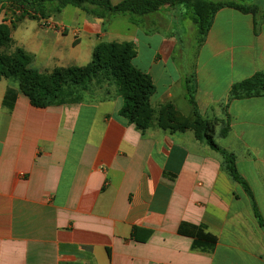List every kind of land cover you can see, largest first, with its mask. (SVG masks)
Wrapping results in <instances>:
<instances>
[{"label":"crops","instance_id":"0c3cea01","mask_svg":"<svg viewBox=\"0 0 264 264\" xmlns=\"http://www.w3.org/2000/svg\"><path fill=\"white\" fill-rule=\"evenodd\" d=\"M185 13L165 7L143 19L145 29L127 20L125 40L108 42L134 45L132 65L154 86L152 108L179 109L175 97L184 98L194 78L197 111L217 121L215 142L234 155L264 222V96L228 97L234 83L264 69V24L254 34L252 15L220 10L185 73L176 49ZM84 19L77 49L40 33L26 51L42 68L85 66L99 39L117 34L112 22L102 31L100 20ZM165 29L177 36L140 49V37ZM186 29L194 34L191 22ZM83 34L96 39L86 51L79 49ZM8 88L16 91L12 107L3 105ZM105 90L96 101L35 108L0 81V264H264V231L222 156L192 131L140 132L117 116L123 100L116 88ZM189 226L212 235L213 248L194 249Z\"/></svg>","mask_w":264,"mask_h":264},{"label":"trees","instance_id":"16d2710c","mask_svg":"<svg viewBox=\"0 0 264 264\" xmlns=\"http://www.w3.org/2000/svg\"><path fill=\"white\" fill-rule=\"evenodd\" d=\"M264 3V0H262ZM0 8L11 9V20L19 23L22 20H47L61 13L67 6L82 11L87 18L101 21L102 31L116 17H126L128 22L145 29L143 19L165 7L183 6L189 10L190 22L194 28V37L199 48L206 39L214 17L222 9H233L241 14H249L254 18V34L258 26L264 24V10L245 0H121L112 4L111 0H0ZM3 40V39H2ZM136 51L129 42H100L93 49L91 61L82 67L69 66L54 68L48 75L36 70L19 67L17 62L30 63L31 54L19 51L12 60L0 56V81L11 79L19 93L24 95L35 108L80 104L86 101L85 93L89 92L91 82L99 86L112 83L123 98V105L117 116L137 130L144 132L156 126L184 133L192 131L195 139L206 144L211 150L218 152L223 158V168L230 178L239 184L251 200L258 225L264 231V222L253 201L251 191L236 169L233 154L221 149L214 140L216 123L201 117L194 100L195 80L193 77L185 82L187 101L192 108V116L181 119L173 105L168 103L155 111L149 103L154 93L150 77L132 65ZM3 57V58H2ZM264 96V69L253 76L234 83L229 91V100H242ZM16 91L8 88L3 105L12 107ZM170 120L177 122L171 125ZM182 120V121H180ZM185 225L181 224L178 232L184 233ZM189 237L193 239L194 249L211 250L216 239L206 233L202 227L189 226Z\"/></svg>","mask_w":264,"mask_h":264},{"label":"rangeland","instance_id":"374dc122","mask_svg":"<svg viewBox=\"0 0 264 264\" xmlns=\"http://www.w3.org/2000/svg\"><path fill=\"white\" fill-rule=\"evenodd\" d=\"M119 1L121 0H111L112 4H117ZM245 3L256 5L264 10V3L262 0H245ZM180 7H183V6H180ZM183 8L185 9L186 13L184 14L183 18L180 20L181 32L179 30V33L181 36V40L177 42L176 49L177 51H181L180 61H181L182 72L187 73L189 70H191L192 64H194L198 47H197V41H196V38L194 37L192 29L190 30V32L186 29L187 25L190 23L189 10L185 7ZM11 13L12 11L9 8H0V56L3 55L6 61L7 59L12 60L19 51L21 52L24 51L25 53L30 54L26 51V48L35 49V46H33L32 44L34 42L33 41L34 36L40 33L49 34V35H45L47 36V39L49 40H51L53 36H57L58 38L60 36V39H62L63 42L68 43L69 50H71V48L77 49L78 44L80 43V37H79V34L81 33L80 24H82L83 18H85L84 19L85 21L89 20L87 19L86 15L83 12L76 9L75 7H66L60 15H54L50 17L48 20H38V21L36 20L35 21V20L25 19L15 24L11 20L13 18L11 17L12 16ZM114 19L115 18L111 20L112 24L111 23L110 24L112 25V30L115 31V33L117 34L116 35L117 39L111 38L109 35H107L106 37L99 39L98 41L99 43L108 42L112 40H116V41L125 40V34H126L125 29L127 26V19L125 17H118V19H115V20ZM90 20H93V19H90ZM55 21L56 22L61 21L64 23V25L59 24L58 22L59 25L57 26ZM77 24L79 25V27L77 26ZM110 24L106 27L107 31L110 30V27H109ZM56 31H59V33L55 34ZM156 31H158L159 36L153 35L154 34V31H153L148 34L149 36L147 38L140 37V49L144 51H148L149 48L146 44H149V47L154 49L158 45L160 36H164V37H167V36L171 37L172 35L174 37L177 36L176 32L171 33L170 30H166V29L165 31H162V30H156ZM64 35H67V36H64ZM185 35L186 37L184 38ZM81 38H82L81 44L79 46L80 50L83 49L86 51L88 50V47L90 45L92 44L96 45V39H90L85 34H83ZM62 41L61 43H63ZM57 49L60 50L59 46H57ZM176 60H179V58L176 57L175 61ZM83 63H86V62H80L76 65H82ZM17 65L27 70L29 69L36 70L39 73L44 74V75H48L54 67L53 65H51L47 68H42V64L40 65L37 64L34 61V59L30 63H27V64L25 62L19 61L17 62ZM38 69L39 70L46 69V71L41 72ZM173 74L176 76L175 73ZM2 80H6L10 83H13L11 79H7L6 77L3 78ZM16 85L17 84L15 83L14 86L17 87ZM104 85L111 86V91L112 89L116 88L118 92L117 87L112 83L106 82L105 84H102L101 86H99L95 83V81H92L89 92L85 93L86 95L85 102L96 101V92H98L99 97H103V96L105 97L106 95H108V90L107 91L105 90V93L102 91V88L104 87ZM98 89L100 91H96ZM175 99L176 100H174V102L177 104L180 110L177 109L175 106H173V110L178 113L180 118L184 119V118L191 117L192 108H191V112L189 115H185L184 113V111L188 112V110L191 107V106L189 107V103L187 101V94L185 93L184 98H182V96L179 95V97L178 98L175 97ZM153 109L155 111H158V108H153ZM169 122L171 123V125L177 124V122L174 120H170ZM209 122L216 123L217 125V121L209 120ZM216 131L217 133L215 132L214 140L217 141L218 144H220L221 140L219 138V129H217Z\"/></svg>","mask_w":264,"mask_h":264}]
</instances>
